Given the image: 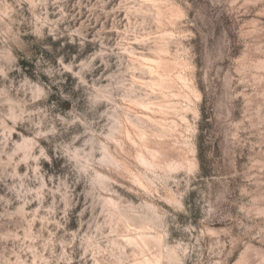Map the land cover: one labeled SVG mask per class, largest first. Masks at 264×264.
<instances>
[{
	"label": "rangeland",
	"instance_id": "374dc122",
	"mask_svg": "<svg viewBox=\"0 0 264 264\" xmlns=\"http://www.w3.org/2000/svg\"><path fill=\"white\" fill-rule=\"evenodd\" d=\"M0 264H264V0H0Z\"/></svg>",
	"mask_w": 264,
	"mask_h": 264
},
{
	"label": "snow or ice",
	"instance_id": "6c2138e0",
	"mask_svg": "<svg viewBox=\"0 0 264 264\" xmlns=\"http://www.w3.org/2000/svg\"><path fill=\"white\" fill-rule=\"evenodd\" d=\"M69 71H70V69H69Z\"/></svg>",
	"mask_w": 264,
	"mask_h": 264
}]
</instances>
